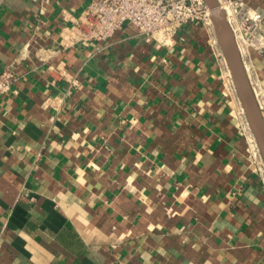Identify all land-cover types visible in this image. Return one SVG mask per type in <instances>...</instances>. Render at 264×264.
Wrapping results in <instances>:
<instances>
[{
	"label": "crops",
	"instance_id": "0c3cea01",
	"mask_svg": "<svg viewBox=\"0 0 264 264\" xmlns=\"http://www.w3.org/2000/svg\"><path fill=\"white\" fill-rule=\"evenodd\" d=\"M91 1L0 0V264H264V185L212 30L63 47ZM251 65L264 92V52Z\"/></svg>",
	"mask_w": 264,
	"mask_h": 264
},
{
	"label": "built area",
	"instance_id": "2783aa9c",
	"mask_svg": "<svg viewBox=\"0 0 264 264\" xmlns=\"http://www.w3.org/2000/svg\"><path fill=\"white\" fill-rule=\"evenodd\" d=\"M218 1L226 12L249 77V72L253 70L251 52H264V9L249 7L244 0ZM191 22H202L212 30L225 82L239 100L227 60L214 33L209 7L204 0H93L71 26L63 29L61 45L69 47L78 43L106 41L126 23L134 25L140 34L161 33L165 37H172L179 28ZM15 80L13 66H7L0 73V98L16 92L13 89ZM249 80L264 117V92L255 79L249 77ZM240 116L251 159L264 185V160L241 103Z\"/></svg>",
	"mask_w": 264,
	"mask_h": 264
},
{
	"label": "water",
	"instance_id": "95a60500",
	"mask_svg": "<svg viewBox=\"0 0 264 264\" xmlns=\"http://www.w3.org/2000/svg\"><path fill=\"white\" fill-rule=\"evenodd\" d=\"M210 10L214 33L227 60L232 79L249 125L264 160V117L247 75L242 56L226 12L218 0H204Z\"/></svg>",
	"mask_w": 264,
	"mask_h": 264
}]
</instances>
